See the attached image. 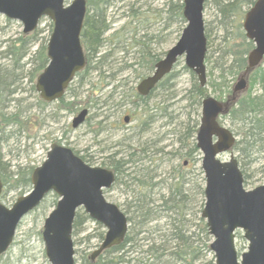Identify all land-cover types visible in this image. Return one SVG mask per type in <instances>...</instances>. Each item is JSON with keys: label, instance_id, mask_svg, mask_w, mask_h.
<instances>
[{"label": "rangeland", "instance_id": "374dc122", "mask_svg": "<svg viewBox=\"0 0 264 264\" xmlns=\"http://www.w3.org/2000/svg\"><path fill=\"white\" fill-rule=\"evenodd\" d=\"M70 1L66 0V2ZM132 1L114 2L115 4L107 9V18L111 21V26L104 36L108 37L114 33L110 38L114 41L112 43L108 42L109 40L105 41L104 48L112 51L109 62L111 61L113 64L112 70L117 71L115 72L116 79L112 80V84L117 85V92H110L109 88L97 89L99 79L95 72H91L90 78H86L89 73L83 74L81 77H75L69 85L70 88H67L65 92L64 102L75 103L70 109L64 107L63 103L58 100L41 102L38 92L33 88L37 76V74H33V68L38 61L36 59L31 61L30 58L41 44L46 46L52 27V22L48 17L40 19L36 28L38 40L32 44L31 53L22 59V62H26L27 74L22 80L23 89L20 88L9 97V99L15 100L12 99L4 110L7 113L20 111L23 117L22 122L20 128L15 124H7L3 126V131L0 130V155L7 163L8 180L13 183L21 173H25L27 169L32 170L44 161L49 146L54 141L72 148L84 160L86 158L88 164L108 168H111L108 156L112 152L124 151L128 144L136 146L140 143L150 151H147L149 154L145 153V155H149V158L129 166L130 171L136 170L133 176H137V179L146 177L147 181L152 179V182H157L156 185L150 187L148 193L152 199L158 201L157 198L162 194H165L166 197L169 195L170 188L174 186L172 185L174 177H178L176 174L177 171H180V174H184L183 185L189 192V207H187L189 217L192 218L196 208L202 201L204 202V195L199 192V188L203 187L205 183L201 168L202 154L199 150L192 151L191 156L186 157L179 156L178 153L186 151L185 147H181L179 141L185 131L184 123L192 125L194 118L198 121L200 118V108L197 110L196 105L188 100L189 90L193 82L198 79L196 74L185 65L184 57L181 56L170 72L171 78L169 80L164 78L165 83L162 87L158 86L142 105L133 107L130 104L133 98L128 96L129 89L131 86L136 87L137 81L140 79L137 75L142 69L138 67L137 70H134L135 65L130 69H119L125 64L124 62L131 63L139 58L138 53L135 52L137 46L132 48L128 46L132 41L129 37L133 34L139 39L143 33H147L148 38L153 35L147 40H151L153 50L161 53L162 57L167 49L177 41L181 33V26H183L177 21L164 23L165 18L160 21V16H156L155 12L159 10L161 11L159 14L166 17L164 10L168 7L169 0H137L133 10L129 11L126 4ZM217 1L205 0L203 3L207 42L204 60L206 82L219 80V72L214 68V65L219 55L218 49L225 46L223 26L219 23L220 14L216 6ZM245 4L240 7L243 11L240 14L241 17L239 14L237 16L232 14L224 21L228 25L227 32L230 33L226 40L237 45V40L234 38L236 25L239 21L242 24L244 13L251 6ZM144 16L148 18H143ZM21 34H23L22 24L19 21L8 19L0 14V51L9 41ZM125 39L127 40L125 41ZM117 40L121 41L119 47L115 43ZM123 44H125V49H129L127 54L121 50ZM228 44L231 46V42ZM0 56L2 58L3 55L0 54ZM2 61L5 60L2 59ZM151 72L149 71V73ZM230 77L227 76L228 79H231ZM237 78L233 80V84L236 83ZM79 80H82V84H79ZM206 89L209 95L217 96L218 93L214 92L210 86L207 85ZM110 94L111 96H109ZM83 107L89 109L88 119L73 128L72 118ZM145 107L147 112L143 110ZM125 114H130V119L124 123L122 117ZM150 114L153 115V118L148 129L139 130L143 119ZM220 122L229 126L227 118H220ZM233 153L237 156L234 149ZM119 155L117 154L116 158ZM221 158L227 159L228 152L222 153ZM184 160H187L185 164ZM240 163H242L244 173L248 175V181L245 183L246 188H253L264 181V150ZM116 177L117 179L109 188L103 189V194L108 201L115 203L129 215L128 202L134 200L140 193L141 188L136 189L139 182L133 180V184L131 175L123 176L116 173ZM8 188L6 190L5 187L3 188L0 201L10 207L20 195L28 192L31 186L26 187L22 193H19L20 188ZM52 199H54L53 196H48L45 204H39L23 216L15 231L13 242L0 256V264H50L45 254L42 228L45 217L55 206H51ZM78 212L80 215L83 209H78ZM193 221L195 220L190 222L191 225H193ZM154 223L159 225L158 228L160 227L156 229V233L167 231L169 228L166 216L161 215L150 225ZM150 230H154L153 225ZM101 232L104 235L103 226L91 218L75 229L72 235L75 251L74 264H86L85 257L94 251L102 241L103 236L99 237ZM152 233L154 234V232ZM247 244L248 241L243 237V231L237 229L235 245L239 253L247 249ZM97 259L98 256H95L92 260L96 261Z\"/></svg>", "mask_w": 264, "mask_h": 264}, {"label": "water", "instance_id": "95a60500", "mask_svg": "<svg viewBox=\"0 0 264 264\" xmlns=\"http://www.w3.org/2000/svg\"><path fill=\"white\" fill-rule=\"evenodd\" d=\"M203 3L204 0H183L186 24L181 35L155 63L153 72L140 80L137 85L140 94H148L172 70L181 55H184L186 66L197 75L200 85L205 84ZM85 10V0H71L68 4L65 0H0V13L19 20L24 32L35 29L43 16L53 22L47 41L48 63L35 83L40 97L46 101L60 97L75 72L85 65L79 37ZM242 27L245 35L253 40L254 47L248 53L247 68L233 86L234 94L246 87L245 76L264 58V0L254 1L244 15ZM228 103L229 100L221 102L213 96L201 101L196 132L205 178L201 216L212 237L210 250L215 264H264V181L246 189L234 153L231 151L228 159L220 158V154L230 149L235 141L229 128L217 121L218 114L226 111ZM86 112L84 108L73 117L72 127L84 120ZM114 179L112 170L90 166L70 147L52 142L45 160L31 173V190L19 196L10 207L0 202V255L13 241L21 218L49 191L59 196L42 228L45 254L50 264H74L71 231L79 207L106 229L91 258L120 244L128 229L127 217L103 194V188L109 187ZM1 189L0 180V192ZM237 229L243 231V237L248 241L247 249L240 254L235 246Z\"/></svg>", "mask_w": 264, "mask_h": 264}, {"label": "trees", "instance_id": "16d2710c", "mask_svg": "<svg viewBox=\"0 0 264 264\" xmlns=\"http://www.w3.org/2000/svg\"><path fill=\"white\" fill-rule=\"evenodd\" d=\"M117 1L118 0H86L87 10L80 36L87 63L84 69L76 74L77 78L83 76V74H91V72L95 70H101L103 67H106V65H109L107 62L112 56V51L106 50L104 46L105 41L109 40L108 42L110 43L114 41L110 39L114 33L108 37L104 36L111 26V21L107 18V9ZM136 1L137 0H133L131 3L129 2L126 4L129 11L133 10ZM253 2L254 0H218L216 2L220 14L219 23L223 26V41L225 46L218 49L219 55L214 65V68L219 72V80L207 81L206 83V86H210L214 92L218 93L216 96L218 99H229L227 111L223 114L222 118H227L229 128L237 137L233 149L237 153L236 157L241 169L243 168L242 163H240L241 161L264 150V60L250 72L248 87L232 99V82L235 80L236 76L247 68V54L253 47V42L246 38L240 21L236 25V36H234L238 45L232 43L230 40L228 42L226 38H228L227 35L230 33L227 32L228 25H226L224 21H226L225 19L229 14H234L236 16L239 14L240 16V14L243 13L240 7L245 3L251 5ZM182 9V0H169L168 7L164 10L166 17L159 14L161 13L159 10L156 11L155 14L157 13V17L158 15L160 16V21L165 18L164 23L177 21L183 25L185 20ZM143 18L148 17L144 16ZM151 36L153 37V35ZM151 36H149V38ZM129 38H131L132 41L129 42L128 46L130 48L137 46L135 52L138 53L139 58L136 59L135 62L138 66L146 70V72L144 70L140 71L137 76H143L154 68L155 62L162 54L153 50L151 40H147L149 39L147 33L141 34L139 39L134 37L133 34ZM37 40V30L28 34L23 33L15 37L12 41H9L0 51V54L3 55L2 58L0 56L1 131H3V126L7 124H15V126L20 128L23 118L21 112L16 111L7 113L4 110H6L5 108H7L9 102L13 99H9V97L20 88L23 89L21 85L22 80L27 74L25 69L26 62H22V59L25 55L31 53L30 48ZM126 40L127 39H125V41ZM120 42L121 41L118 40L115 42L117 43V47H119ZM230 42L231 46H228ZM124 45L125 44H123L121 50L127 53L129 49H125ZM31 56L34 57L30 58L31 61L35 59L38 61L33 68V74H38L47 63L46 46L41 44ZM2 59L5 61H2ZM124 63V65L119 67L120 70L125 68L130 69L133 66V63ZM105 72L107 71L97 75L99 79L97 81V89L99 90L104 86L110 85V81H103L105 78H107V81L112 80L110 78L112 76L105 74ZM227 76H231V79H228ZM170 78L171 74L166 76V79L169 80ZM164 81L165 79L161 80L150 93L158 86L162 87L165 83ZM79 84H82V80H79ZM206 86H201L198 81H194L189 90L190 96L188 100L190 103L196 105L197 110L200 108L201 100L208 95ZM116 88L117 85L113 84V86H111V90H115ZM129 92V94L134 92V87L131 86ZM58 100L60 103H63L64 107L69 109L75 104L74 102H64L63 97ZM41 102L45 103L43 100H41ZM150 116L153 118L152 114ZM148 118H150L149 115L145 120ZM145 120L142 121L139 130H146L147 121ZM198 123L199 121L196 118H194L192 125H189L187 122L184 123L185 131L182 133L179 141L181 147H185L186 151L182 153L179 152L178 154L180 156L186 157L191 155L192 151L198 150L195 144V133ZM147 151L150 152L147 147L141 146L140 143L136 146L128 144L124 151L112 152L108 156L111 168L115 171V174H122L123 176L131 175V182L133 180H138L139 184H137L138 186H136V189L138 190V188H141V190L134 200L128 202L129 215H127V219L130 225L123 241L118 245L102 251L98 255L96 261L90 260L89 253V255L85 257L86 264H214V258L209 249L211 237L208 233L206 223L200 215L203 201L200 206L196 208L192 217L193 219L190 218L188 212L189 192H187V188L183 185L184 174H180V171H177L176 176L178 177H174L172 183L174 186L170 188L169 195L166 197L165 194H162L157 198L158 201H156V199L150 197L148 192L150 187L156 185L157 182H152V179L151 181H147L148 179L146 177L144 179H137V176H133L136 170L130 171V165L142 159L149 158V155H145V153L149 154ZM117 154L120 155L116 158ZM242 172L244 174L245 184L248 181V175L244 173L243 169ZM30 174L31 169H27V171L21 173L13 183H10L8 180L7 163L3 161L0 155V179L2 180L5 190L7 187H9L8 189L20 188L19 193L24 192V189L31 185ZM116 179L117 177L115 175V180ZM132 188L134 187L132 186ZM136 189L134 188V190ZM199 189V192L203 195V187L201 186ZM48 196L54 197L51 206L55 205L58 199L55 193H48L41 201L40 205L47 202ZM161 215L168 218L169 228L167 231H158L156 233V229L160 228H158L159 225L157 223L152 224L154 227L152 231L150 230V227H152L150 223L158 220ZM88 219L90 218L84 211L79 215L77 210L72 223V235L75 229L79 228ZM192 220H195L193 221V225L190 223ZM191 226H193L192 230L190 229ZM152 232H154V234ZM102 236L103 232L99 233V237Z\"/></svg>", "mask_w": 264, "mask_h": 264}, {"label": "flooded vegetation", "instance_id": "af4514ba", "mask_svg": "<svg viewBox=\"0 0 264 264\" xmlns=\"http://www.w3.org/2000/svg\"><path fill=\"white\" fill-rule=\"evenodd\" d=\"M143 76H144V75H143ZM143 76H142V77L138 76V77L141 79V78H143ZM140 79H139V80H140ZM139 80H138V81H139ZM104 81H106V82H109V81H110V85H108V86H109L108 88H109V91H110V92H114V93L117 92V89H115V90H114V89L111 90V86H113V84H112V80H108V81H107V78H105ZM136 85H137V84H136ZM106 88H107V87H106ZM101 90H102V89H101ZM114 93H113V94H114ZM111 94H112V93H111ZM111 94H110L109 96H111ZM113 94H112V95H113ZM128 96L133 98V99L131 100L130 104H132L133 107H138V106L142 105L143 102H145L147 99L150 98L151 93L149 92V93L146 94V95L138 94V93H137V90H136V87H135L134 92H132L131 94H128ZM145 97H147V98H145ZM142 98H145V99H142ZM86 109H87V112H86V115H85V118H84L83 122H84L86 119H88V116H89V115H88V114H89V109H88V108H86ZM143 110L147 112V108H146V107L143 108ZM150 115H151V114H150ZM150 115H149L150 118H148V119H146V120L143 119V121H144V120L147 121V122H146V128H145V129H148L149 124H150V122H151V120H152V118H151L152 116H150ZM126 116H128L127 119H125ZM129 119H130V114H125V115L122 117V121H123L124 123H125V122H128ZM140 126H141V125H140ZM140 126H139V127H140ZM189 156H191V155H189ZM108 158H109V157H108ZM83 159H84V158H83ZM85 161H87L86 158H85ZM150 161H151V159H150ZM186 162H187V160H184V161H183L184 164H185Z\"/></svg>", "mask_w": 264, "mask_h": 264}, {"label": "bare ground", "instance_id": "6f19581e", "mask_svg": "<svg viewBox=\"0 0 264 264\" xmlns=\"http://www.w3.org/2000/svg\"><path fill=\"white\" fill-rule=\"evenodd\" d=\"M118 1H122V0H118ZM117 1V2H118ZM182 3H183V0H182ZM115 4V3H114ZM114 4H112L110 7H112ZM123 7H124V4L122 5ZM204 8V7H203ZM86 10H87V3H86ZM203 11V10H202ZM182 14H183V9H182ZM184 17V16H183ZM228 17L230 18L231 17V14H229L228 15ZM184 20H185V18H184ZM185 24H186V20H185V22H184V24H183V26H181L182 27V29H183V27L185 26ZM204 26H205V22H204ZM182 29H181V32H182ZM180 35H181V33H180ZM179 35V36H180ZM206 51H207V49H206ZM128 53V52H127ZM126 53V54H127ZM165 55V54H164ZM163 55V56H164ZM84 56H85V65H86V63H87V59H86V54H85V50H84ZM162 56V57H163ZM205 56H206V52H205ZM162 57H160V58H162ZM159 58V59H160ZM158 59V60H159ZM157 60V61H158ZM136 61V59L135 60H133V62H131V63H133V66L132 67H135V69H138V67H140V69H142V70H144V68L143 67H141V66H138V64L135 62ZM156 61V62H157ZM109 62V61H108ZM107 62V64H109V65H106V67L108 68H106V67H103L101 70H95V71H93V72H95V75H96V77H97V75L98 74H100V73H102V72H104V71H107V72H105V74H109V75H111L112 77H110L112 80L113 79H116V74H115V72H117V71H115V70H112V68H113V64H112V62L110 61L109 63ZM155 62V63H156ZM85 65L81 68V69H79V70H77L76 72H75V74L73 75V77H72V81H74V78L76 77V74L78 73V72H80V71H82L83 69H84V67H85ZM135 65V66H134ZM154 66H155V64H154ZM145 72H146V70H144ZM150 71H152V70H150ZM148 74H151V73H149V72H147ZM172 75V74H171ZM92 76V74H89V75H87L86 76V78H90ZM98 78V77H97ZM84 80H86L85 79V77H84ZM104 81V80H103ZM138 83L140 82V80L139 81H137ZM108 88V86H104L103 88ZM103 88H102V90H103ZM64 96H65V92L61 95V97H63L64 98ZM59 101V100H58ZM180 156V155H179Z\"/></svg>", "mask_w": 264, "mask_h": 264}]
</instances>
